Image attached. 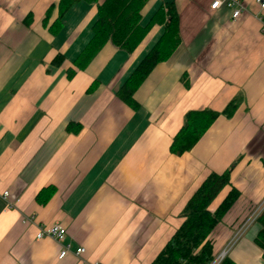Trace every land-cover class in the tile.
Listing matches in <instances>:
<instances>
[{"label":"crops","instance_id":"0c3cea01","mask_svg":"<svg viewBox=\"0 0 264 264\" xmlns=\"http://www.w3.org/2000/svg\"><path fill=\"white\" fill-rule=\"evenodd\" d=\"M101 1L75 3L54 30L59 0H0V264H150L212 172L229 169L230 183L211 211L232 188L240 192L214 232L215 250L264 200V10L256 0H242L237 20L225 4L212 9L215 0H149L141 24L171 4L181 43L135 91L136 107L117 92L164 25H152L131 52L108 41L76 69ZM238 98L233 115L218 116L190 151L171 152L187 111L222 112ZM70 122L80 130L68 132ZM56 223L66 228L63 243L36 237ZM258 229L229 255L236 263L264 264ZM65 244L72 252L61 258Z\"/></svg>","mask_w":264,"mask_h":264},{"label":"trees","instance_id":"16d2710c","mask_svg":"<svg viewBox=\"0 0 264 264\" xmlns=\"http://www.w3.org/2000/svg\"><path fill=\"white\" fill-rule=\"evenodd\" d=\"M79 1L81 0H59L57 5L59 17L52 27L54 30L60 27L65 13ZM84 1L98 2V0ZM148 1L102 0L99 2L98 16L92 27L93 37L75 60L76 69L85 68L108 41L118 48L131 52L141 44L152 25L163 24L164 32L161 37L144 55L117 92V96L131 107L137 106L134 99L135 91L157 64L167 60L181 43L179 15L171 4L167 10L158 9L147 25L141 24V11ZM53 8L54 5L48 8L45 21L51 15ZM63 60L64 57L58 55L53 65L58 66ZM75 68L69 69V76L75 72ZM239 104L240 98L232 100L222 112L210 108L187 111L182 127L173 138L171 152L182 155L190 151L218 116L221 114L232 116ZM67 130L78 132L80 126L70 122ZM229 183V169L223 173L212 172L208 175L186 203L181 213L184 219L182 224L150 264H211L214 261L216 257L214 232L240 197V192L232 188L215 211H211L209 206ZM256 223L259 229L254 243L261 249L264 259V209L257 216ZM218 264L238 263L226 254Z\"/></svg>","mask_w":264,"mask_h":264},{"label":"built area","instance_id":"2783aa9c","mask_svg":"<svg viewBox=\"0 0 264 264\" xmlns=\"http://www.w3.org/2000/svg\"><path fill=\"white\" fill-rule=\"evenodd\" d=\"M256 2L260 5V8L262 10H264V0H256ZM222 4H225L226 7H228L231 10V16H232L233 20H237L241 16V14L246 10V6L242 2V0H215L211 4V8L217 9ZM0 184H1V182H0ZM1 195L8 202L9 206H12L14 204V201H11L9 199L10 198V191L9 190H4L1 193ZM263 203H264V201H263ZM263 208H264V206H261L254 211V214H256V216H255L256 218L259 215V213L263 210ZM251 216H253V214ZM30 221H33L32 217L27 216V217H24V219H23L24 223H27ZM36 237L38 239H41L44 237H49V238L56 239L60 243H63L65 238H66V228L60 223L53 224L52 226H49V227L40 226L38 229V232L36 234ZM84 251H85V248L78 247L75 250V254L81 255ZM69 252H72L71 247H70V245L65 244V245H63V248L60 252L59 257L62 258L64 256H66ZM224 256H225V254H223V253L221 255H219V257H217V261L214 264H218L219 261Z\"/></svg>","mask_w":264,"mask_h":264},{"label":"rangeland","instance_id":"374dc122","mask_svg":"<svg viewBox=\"0 0 264 264\" xmlns=\"http://www.w3.org/2000/svg\"><path fill=\"white\" fill-rule=\"evenodd\" d=\"M263 201L259 203L258 205L254 206L252 209H250L248 215L246 217H243V219L240 220V223H238L235 229L236 233L234 234L232 239L226 242V245H223L221 249L215 250L216 257L211 264H214L217 261V257H219V255H221L222 253L225 255L228 254V255H231L232 257H236V255L238 254L237 252H240V247H239L240 242L239 241L242 239L243 236L247 235L248 232L250 233L252 228L255 227V225L257 224L256 217H255L256 214H254V211L257 208L264 206ZM252 214L253 216H251Z\"/></svg>","mask_w":264,"mask_h":264},{"label":"bare ground","instance_id":"6f19581e","mask_svg":"<svg viewBox=\"0 0 264 264\" xmlns=\"http://www.w3.org/2000/svg\"><path fill=\"white\" fill-rule=\"evenodd\" d=\"M225 253V252H224Z\"/></svg>","mask_w":264,"mask_h":264}]
</instances>
